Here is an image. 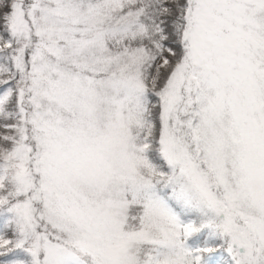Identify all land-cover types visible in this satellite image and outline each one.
<instances>
[{"label": "snow or ice", "instance_id": "1", "mask_svg": "<svg viewBox=\"0 0 264 264\" xmlns=\"http://www.w3.org/2000/svg\"><path fill=\"white\" fill-rule=\"evenodd\" d=\"M0 264H264V0H0Z\"/></svg>", "mask_w": 264, "mask_h": 264}]
</instances>
